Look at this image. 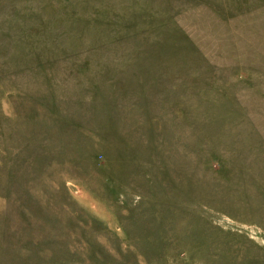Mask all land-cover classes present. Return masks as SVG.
<instances>
[{
    "label": "rangeland",
    "instance_id": "rangeland-1",
    "mask_svg": "<svg viewBox=\"0 0 264 264\" xmlns=\"http://www.w3.org/2000/svg\"><path fill=\"white\" fill-rule=\"evenodd\" d=\"M0 264H264V0H0Z\"/></svg>",
    "mask_w": 264,
    "mask_h": 264
}]
</instances>
